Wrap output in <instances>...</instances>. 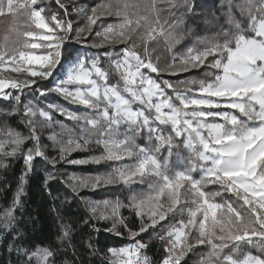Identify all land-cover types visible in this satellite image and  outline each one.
<instances>
[{
  "label": "snow or ice",
  "instance_id": "1",
  "mask_svg": "<svg viewBox=\"0 0 264 264\" xmlns=\"http://www.w3.org/2000/svg\"><path fill=\"white\" fill-rule=\"evenodd\" d=\"M0 17V172L22 163L7 264H152L151 238L157 264L196 246L264 264V0H0ZM37 177L47 245L16 226Z\"/></svg>",
  "mask_w": 264,
  "mask_h": 264
},
{
  "label": "trees",
  "instance_id": "2",
  "mask_svg": "<svg viewBox=\"0 0 264 264\" xmlns=\"http://www.w3.org/2000/svg\"><path fill=\"white\" fill-rule=\"evenodd\" d=\"M97 2H99V0H97ZM177 47H179V45ZM155 54H159L162 61L170 56V53L163 47V45L157 47L154 55ZM197 75L200 76L201 74ZM57 119L64 120L65 123H70L62 117H57ZM50 131L51 130L49 129H45V136H47ZM96 167L97 166L90 165L84 171H93ZM21 169L22 163L20 161H15L12 163L9 170L0 172V213H2L4 208L9 206L14 197L17 187V178L20 175ZM101 171H103V168H101ZM4 179H7L8 185L3 184L2 181ZM25 187L27 195L21 198L22 207L18 208L15 212V215L18 218L16 226L24 230H30L27 234L33 237L37 244H39L40 241H44V244L47 245L55 235V226L49 213L50 201L41 187L39 177L35 179L29 178L28 184ZM68 209H71V212L73 213L72 219H77L74 215L77 209L73 208L71 205H65L64 210L67 211ZM123 215L127 216L128 213L124 211ZM25 221H27V223H24ZM144 239L145 241H149L147 234H145ZM0 240H2V238H0ZM99 241L101 247L104 245H116L128 242L127 238L121 240L108 233H102L99 237ZM163 248V243L156 238H151L149 246L146 249V255L151 259L152 264H157L160 260L163 254ZM207 251L208 248L205 246H196L184 257L182 264H200V261L204 258ZM9 259L10 257L5 251L3 243L0 242V264H7Z\"/></svg>",
  "mask_w": 264,
  "mask_h": 264
},
{
  "label": "rangeland",
  "instance_id": "3",
  "mask_svg": "<svg viewBox=\"0 0 264 264\" xmlns=\"http://www.w3.org/2000/svg\"><path fill=\"white\" fill-rule=\"evenodd\" d=\"M66 2H68V0H66ZM80 2H84V0H80ZM79 23L82 26L84 21L80 20ZM11 24H12L11 17H0V43L3 42L5 35L9 36L10 41L15 39L14 34L10 32ZM21 27H23L22 23H21ZM74 27H75V23H74Z\"/></svg>",
  "mask_w": 264,
  "mask_h": 264
}]
</instances>
